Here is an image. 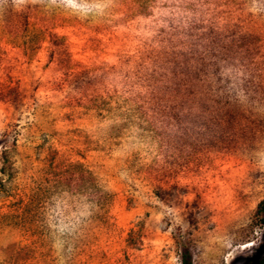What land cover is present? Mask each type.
Returning a JSON list of instances; mask_svg holds the SVG:
<instances>
[{
  "label": "rangeland",
  "instance_id": "374dc122",
  "mask_svg": "<svg viewBox=\"0 0 264 264\" xmlns=\"http://www.w3.org/2000/svg\"><path fill=\"white\" fill-rule=\"evenodd\" d=\"M264 0H0V264H256Z\"/></svg>",
  "mask_w": 264,
  "mask_h": 264
},
{
  "label": "trees",
  "instance_id": "16d2710c",
  "mask_svg": "<svg viewBox=\"0 0 264 264\" xmlns=\"http://www.w3.org/2000/svg\"><path fill=\"white\" fill-rule=\"evenodd\" d=\"M264 207V202L260 204V208ZM182 264H193L192 254L188 248H185L182 253ZM256 264H264V254L260 257Z\"/></svg>",
  "mask_w": 264,
  "mask_h": 264
},
{
  "label": "clouds",
  "instance_id": "9594fccd",
  "mask_svg": "<svg viewBox=\"0 0 264 264\" xmlns=\"http://www.w3.org/2000/svg\"><path fill=\"white\" fill-rule=\"evenodd\" d=\"M69 3H71V0H69Z\"/></svg>",
  "mask_w": 264,
  "mask_h": 264
}]
</instances>
